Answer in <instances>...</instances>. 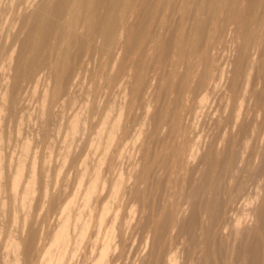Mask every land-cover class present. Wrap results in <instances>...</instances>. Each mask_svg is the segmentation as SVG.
<instances>
[{
    "label": "bare ground",
    "instance_id": "1",
    "mask_svg": "<svg viewBox=\"0 0 264 264\" xmlns=\"http://www.w3.org/2000/svg\"><path fill=\"white\" fill-rule=\"evenodd\" d=\"M16 1L17 0H14L15 3H16ZM20 1L17 3L19 4ZM26 1L24 0L23 7H25ZM31 1H33V0H31ZM183 1L185 3H189V5L192 3L196 4L194 7H196L195 10H197L198 14L195 15L193 18L191 15V19L189 20V23H188V24H190V26L189 25L187 26V27H189V31L182 32L178 36L175 35L176 36L175 40H174V38L172 39V41L174 40L175 43L173 44L174 48L172 49L173 51L171 53L172 59L170 60L169 65H167L168 67L164 64V62H165L164 60L166 57L169 56V52L171 51L170 50L171 46H170V43L165 41L166 39L162 36L161 31L159 29H157V27H159L160 24H162L164 22V17H160V16H161V13H162L164 6H165V0H38L37 3H32L30 1H27L26 7L24 9H22V7H21V9H22L21 14L20 15L14 14V15L19 16L18 17L19 18V25H21L20 27L17 26V28H19L21 31L23 30L22 32L25 35L23 36V34L19 33L20 31L17 30L18 33L20 34L17 37L19 38V36H20V38H21V35H22L24 37V38L22 37L23 41L20 40V38L18 40L17 37L15 39L12 36L14 38V41L18 40L20 43L22 42L23 46L20 45L22 48L19 46L20 49H22V50L20 52L18 51L19 53L17 54V56L15 58L16 61L14 60V62L17 64H16V66H13V68L16 70L14 71V69H12V68H11L12 70H10L11 72L14 71L15 73L13 75L11 73V75H12L11 76L10 73L8 72L9 70L7 71L6 79H8V76L10 75L11 76L10 80H12V79L13 80L10 81V82H12V84H10V82L8 81L9 79L7 80L10 85H6L5 88L6 87L9 88V90L6 91L7 93L6 92L3 93V95L0 98V114H3L2 112L5 109L7 111L12 109L11 105L13 104V106H15L14 102H16L17 104L19 103L17 98H20V96H21V95H19L20 93L18 94L15 92V95H17V94L19 95V96L17 95V98L15 96V98L18 101L17 102L16 99H14V97H13L14 95L12 96L11 90H14V89L16 90V88H18L21 81L25 78L24 81L22 82V84H20L19 89H21L22 88L21 85H23V83L26 82L25 80H27L25 76L31 75L34 72L37 74L39 72V70H42V68L45 67L49 70V75H46V76H48L46 80H49L50 78L52 79V82H54V85L52 84L54 89L51 87L52 85L50 84V82H48L46 80L45 81L48 82L49 85H51L50 87L53 89V90L51 89L52 94L47 91L48 89H44L45 87L47 88V86L49 88V85H46V83L44 81L46 86L43 88V90H46V91L44 92L43 96L41 95L43 99H41L42 100L41 101L42 103L40 104L41 108L39 107L40 108V110H39L40 115L43 119L42 120L43 124L42 123L41 124L44 127L46 122L49 123L48 122L49 120L48 121L46 120V119H48L47 116L48 115L50 116L52 114L50 112V108L52 107L51 109H53V106L55 105L54 103L59 102V101H57V99L60 100L61 97L58 95H61L64 91L63 89L65 87L62 86V82H63L62 81V77H63L62 74L65 73L64 75L66 76L67 74L69 75L70 73H72L73 67L70 68L71 67L70 63H71L72 57L75 58V60L73 59L72 61L75 63V67H76V64H79V62L82 61L84 58L86 59V57L83 58L84 54H85V56L86 55L88 56V54H91L92 56H94V54H95L94 58L89 55V58L91 57V59L89 61H91V60H94L95 57H97L96 55H99L101 53H104L107 56L112 54V53L114 55L116 53H119L118 57L121 55L120 59H122V61H123L124 58L126 57V56L125 57L122 56L123 54L129 56L128 54L131 53L132 51L134 52V50H135V54H133V55L136 56L135 59L137 58V60L135 61L136 64L134 62V64L137 65V68H136L137 73H135L136 75H133L130 78V80L129 79L128 80L130 82L129 84H132V89H133L132 91H134V93H137V94H139L140 92L143 93V90H144L143 85L139 84V83H142V71H143L142 70V68H143L142 64L144 63V57L146 56V53L147 52L151 53L150 56L152 57V55H153V57L151 59L155 58L154 60H155L157 67L160 68V70H162V72H163V73H160V75H159L160 80L158 82H159L160 86L165 87V88L163 87L164 88L163 91L167 89L166 92L170 91L171 93H174L175 97H173V98L171 97L170 98L171 100H169V102L167 101L168 104L164 103L163 105H161L160 104L161 102H160L159 104L162 106V108L160 109V111L159 110L157 111L158 113L154 112L155 114H152V113H150V110H148L147 114H150L151 116H153V118H151V117L150 118L153 119V121L154 120L156 121V122L155 121L153 122L151 120L152 124L153 123H154V125L156 124L155 126H157V129L160 127L162 122H168L169 121V125H170L169 126L170 127L169 135H170V137H172L174 135L173 136L174 138H172V139L170 138V139H171V142L174 139L173 141H175V144H172V143H174V142H172L171 143L172 145H170L169 141L167 143L166 142L167 140H166L165 141L166 143L164 145L165 147H163V148H166V151H167V149L169 150V148H170V150H169L170 154L168 153V156L164 155V156H162L163 158L160 157L159 159L158 158L154 159L152 157V161L154 159V162H152L150 159V157L153 155L150 156V154H149L151 152L152 147L150 148V152H149L148 150H146L147 149L146 148L147 143H145L144 145L143 144L141 145L144 148V152L141 151L144 154V157L142 156L140 159V160H142L141 162H143V163L141 164V162L138 160L139 162L138 163L134 162L131 166V169L129 170L130 171L129 179H132V180L134 179V181L131 182L130 185L128 184L129 186H126V182L121 175L118 178H116L115 180L113 179L111 190H109V192L107 193L108 197L106 195V197L109 198V201L101 207V209L98 212V216L96 215V218H97L96 224L98 227V230H97L98 237H100L102 227L105 226V223H106L107 215L111 211L112 207H110L111 205H109L110 202L117 200V202L119 203L120 201H118V199L120 198V200H121L122 194L123 195L126 194L132 198H138V200L139 199L142 200L141 203H143V206L146 205L148 208L147 209L148 210V216L146 218H147V220L149 219V221H151V224H152V230H151L153 232L152 248L149 249L150 252L147 254V256L143 257V261L141 260V262H140L141 264H142V262L146 261V259H148V260L152 259V257L155 258L154 261L157 262L163 256H165L164 264L165 263L166 264H187L186 261H188V262L191 261V264H202V261H198V259H197V261L194 260V258H196L195 254L197 253L196 254V256H197L198 253H200V250L204 251L205 249H208V246L211 243H213L217 246V250H215V251L216 252L218 251L217 256L216 255H215L216 257L214 256L215 257L214 258V260H215L214 264H264V232H263V228H264V186L261 187L260 184L258 185V183H257V186L255 187V189H256L255 192H252L253 194H251L250 197L247 196L248 199H245L246 201L242 202V204H244V206L246 205L245 206L246 208H248L247 206H249V208L247 210L245 208L246 213H243L240 217H236V218H232V213L237 208L235 206V203H233L232 200L229 203H226L225 201H223V199H220V197H222V196L218 197L219 190L221 189V184H222V182L226 176L225 174L227 173V178L230 181H232L235 178L236 174L239 173L238 171H239L240 167H241V169H243L242 168V167H244L243 165H246V163H245L241 166V163L246 162L245 159H246V156L248 155V150L250 149V147H252V145L254 146L252 148L253 149L255 148L257 150V152L254 154L255 155V161H254V159H252V158H254V155L251 158L252 149L250 150L251 154L249 153L251 155L250 161L251 160L254 161V164L251 167L253 172L251 171L250 172L251 175L249 174L250 178H252V179L254 178V181H255L258 179L256 177H259V176L264 177V145L262 144L264 142H261L263 140L261 137L262 135L261 136L258 135L259 131L257 132L258 129L256 127V125H257L255 123L256 121L255 122H254V120L252 121L253 118L251 120L248 118L249 122L251 121L252 123L254 122L256 124V125L253 124V127H252L251 123L249 124L248 121L247 122L245 121L244 116L246 114L244 113L245 114L244 116H242V114H241L242 103L240 101L238 108L234 112L233 119H231L232 122L226 123L227 126L229 124H231V127H230V125L228 126V128L226 127L227 130L230 128L229 131H227V132L224 131L225 133H223L224 137L227 136L226 140L228 139L227 140L228 147H230L231 149L234 150V148L236 146L240 145L239 151L237 153H235L234 157H231V159L228 163L227 169L226 168H225L226 170L224 169L225 170L224 174L222 172L223 170L221 171V168L219 170H217V169L214 170L213 175H212V172H210V174L212 175V177L210 175V177H211V181H210V180H208L209 179L208 171H210L208 169L210 168V165L212 167V164H213V161H210V160L212 159V157L214 158V156L216 157L221 153L220 152L221 148H219L217 146L215 147L214 141H213V143H210L209 145L206 143H203L201 141L202 144L201 143L200 144L195 143L192 146L191 145L188 146L189 145V143H187L188 141L186 140V138L183 137L184 141L182 138L178 142L179 137L180 138L182 137V136H179V135H181V129H182V126H181L182 118H183V112L182 111H184L182 109H184L186 106H188L190 111H192L193 106H192V104H191L192 107H190V105H187V104H186V106H185V104H175L179 100V97H181V96L183 97V95H186V98H188L190 100V97H193L194 92L196 93V90L203 89V88L208 89L210 84L212 83V80L214 79V75L212 74V72L214 70L213 49H214V44H216L214 42L215 41L218 42L220 40L221 36L217 35V33L214 36L208 34V15H209L208 14V8H209L208 4H209V6L211 7V9H209V10H212L213 12L219 11L220 13H217V14L218 15L221 14V16H219L220 20L222 22L226 23V25L231 26L230 30H232V34H230L231 35L230 40L232 41L233 47H235L233 49L235 50V52L238 53V54L233 53V54H236L237 57L235 56V59L233 58L232 61H235L237 58V61L241 66V67H239L240 69L247 67V68H249V70L250 69H256V71H258L257 82H258V84H261V87L259 86L260 90L254 91L253 93H252L253 89L249 88V90H248L249 86H253L250 83L252 80V74L253 73L251 74L252 71L250 73L246 72L247 73L246 79H245L246 86H245V89H242L244 91L242 94L243 96L241 95L240 99L242 100V98H243V100H244L246 98L245 96L248 95L247 92L251 91L249 93V95L250 94L251 95L248 96L247 99L249 97H250L249 99H251V100L256 99L257 101H260L261 106L262 105L264 106V51L262 52L259 49L258 45L255 42L256 38L252 37L250 35V31L254 28V27L252 28V26L255 25L256 23H258L259 24V36L264 38V0H255L252 2H251V0H183ZM15 3L14 4L12 3L13 6L15 5ZM22 3L23 2H21V4ZM256 3L261 8V10L259 12L256 10L257 9ZM17 5H15V6L17 7ZM13 9H15V7ZM13 9H12V11H14ZM17 10L19 11V8ZM17 10H16V12H18ZM180 10H182V9H180ZM183 12H184V10L182 11V13ZM158 13H160L159 17L157 16ZM192 14H193V10H192ZM15 17H17V16H15ZM183 19H182V21H183ZM15 20L18 21L17 18ZM216 20H218V17H215V21ZM164 24H165V22H164ZM179 24H180V22H179ZM206 29H207V31H206ZM217 29H219V28L214 27L213 29L211 28V31L215 33V32H217ZM222 29H224V28H222ZM225 29H226V27H225ZM162 32H163V30H162ZM230 33H231V31H230ZM14 34H12V35H14ZM16 35H17V33H16ZM220 35H222V34H220ZM166 38H167V40L171 39V37H166ZM9 39H10V37H9ZM221 41H223V40H221ZM259 41L261 42L262 40H259ZM263 44H264V42H263ZM258 51H261V56L263 57L260 65L257 62V57L256 58L254 57V55ZM16 52H17V50H16ZM122 52H123V54H122ZM253 52H255V53H253ZM148 56H147V58H148ZM100 57H101V55H100ZM232 57H234V56H232ZM12 58H10V60ZM77 58H82V60L79 59V62H78L76 60ZM230 59H231V57H230ZM7 60H9V59L7 58ZM75 61H77L78 63H76ZM14 62H13V65H15ZM103 62H104V60H103ZM81 63L82 64H80V65H83V61ZM8 65L10 66V64H8ZM144 65H145V63H144ZM161 65H162V67L165 66V68H167V69H164V68L161 69L162 68V67H160ZM11 67H12V63H11ZM135 67H133V68H135ZM39 68H41V69H39ZM69 68L72 69V72L70 71V73L68 72ZM78 68L79 67H77V69ZM133 68H132V70H134ZM47 69L45 70L46 72H48ZM235 69H236L235 75L228 76L226 78V83L228 85L226 88H230L231 91H229V92H231V94H234L233 96L236 98V94H238L240 92L242 86L240 88V86L237 83L238 82L237 77L239 75L238 72L240 73L241 71H239L240 69L238 70V68H235ZM229 70H230V68H229ZM243 71H244V69H243ZM246 71H248V69ZM8 73H9V75H8ZM225 73L227 74V71L225 72V70H222L221 79L224 78ZM40 74H41V71L37 75L33 74V76L38 77V75H40ZM73 74H74V72H73ZM73 74H71V75H73ZM158 74L159 73H157V75ZM254 75H256V74H254ZM43 76H44V73H43ZM70 76H69V80L72 81L73 79ZM4 77H5V75H4ZM29 77H28L29 80H27V81H31V80L33 81V80L37 79V77H35V79H34V77L33 78L30 77L31 78V80H30ZM40 77H38V79ZM113 77H114V75H113ZM113 77L111 78L112 80H113ZM41 78H43V77H41ZM64 78H66V77H64ZM73 78H74V76H73ZM115 78H117L116 74H115L114 80H115ZM43 80H44V78L41 81L43 82ZM69 80H68V83L65 84L66 89H67V85L70 82ZM74 80H75V78H74ZM128 80H127V82H128ZM7 81H5V82H7ZM35 81H37V80H35ZM41 81H39V82H41ZM107 81H109V80H107ZM39 82H36V84L37 83L39 84ZM65 82H66V80L64 81V83ZM115 82L116 81H114V83ZM71 83L69 86L74 87L75 83L73 82L72 83L73 85H71ZM114 83L112 82L111 84H114ZM4 84H6V83H4ZM159 84L156 87L159 88L160 87ZM41 85H42V83H41ZM127 86L129 87V85H127ZM61 87L63 89H61ZM237 87L240 89L238 90ZM69 88L73 89L71 87H69ZM61 90H62V92H61ZM242 90H241V92H242ZM1 91H2V89H1ZM155 91H156V89H155ZM2 92H1V94H2ZM59 92L61 94H59ZM70 92H71V90H70ZM161 92H162V90H161ZM166 92H164V93H166ZM170 92H168L167 94H170ZM68 94H70V93L68 92ZM57 96L60 98H58ZM229 96L231 98V95H229ZM233 96H232V98H233ZM237 99H239L238 96H237ZM164 102H166V101H164ZM198 102H199V104H195V105H198V106H196V107H198L197 109L198 110L201 109V111L200 110L199 111L203 113L202 110L205 107L206 98L204 97V98L200 99ZM18 105L15 107L18 108ZM10 106H11V108L9 109ZM246 106L248 108V105H246ZM149 107L151 108L152 106L149 105ZM262 107H260V108H262ZM17 108H16V110H17ZM198 110L195 112L193 111L194 116H196V117L200 115V112H198ZM246 111H248V110H246ZM10 112L7 113V115L8 114L12 115L14 113L13 110L11 112L12 114ZM16 112H19V111H16ZM16 115H17V113H16ZM14 116L15 115H13V117ZM249 116H251V115H249ZM10 117H11V119H13L12 116H9V118ZM222 117L220 116L219 120H217L219 125H220V123H222V121H224L223 119H225V117H223V118ZM120 118H121V115H119V117L116 120L109 122L110 116L107 114L105 116L104 125L101 128V130L98 132V139L102 140V137H103L102 135H103V133H105V130L107 128V134H105L106 140L104 142V145L102 144L103 145L102 151L105 155L109 152L110 146L114 143V141L116 140V137L119 135L118 131H120L122 129L123 123L121 124ZM246 118H247V115H246ZM214 119H217V118H214ZM248 119H246V120H248ZM219 121H221V122H219ZM225 121H227V120H225ZM225 121L223 123H225ZM263 121H264V119H263ZM263 121H261V122H263ZM78 122L81 123L80 120H78V118H77L74 121V123H72V127L70 126L71 127V129H70L71 134L70 135L73 136L76 133H78L77 132ZM223 123H222V125L225 126ZM109 124H110V127L108 128L107 126ZM164 126H165V124H164ZM164 126H163V128L161 127L160 129H158V131L161 129L163 130ZM43 127H42V129H43ZM46 127H48V125ZM259 128H260V126H259ZM154 129H155V127H154ZM47 131H49V130L47 129L44 132L47 133ZM214 131H216V130H214ZM154 132H156V131H154ZM144 133H145V131H144ZM261 133L262 132H260V134ZM44 134H43V136H44ZM48 134H49V132H48ZM46 136L48 137V135H46ZM177 136H179V137H177ZM155 139H157V138H155ZM221 139L225 140V138H221ZM259 139L260 140L262 139V140L260 141ZM214 140H215V137H214ZM254 141L257 142L258 145ZM259 141L261 142L262 145L258 143ZM149 145H150V143L148 144V147H149ZM159 147H161V146H159ZM101 148H102V146H101ZM163 148L161 147V149H163ZM225 148H227V146ZM22 149H23L22 151H23L24 157H27L29 155V152H30V145L28 143H25V145ZM229 149H228L227 154H229ZM139 150H142V147H140ZM157 152H156V154L160 153V152H158V153ZM167 152H165V154ZM142 153H141V155H142ZM162 153H164V152L162 151ZM229 156H231V155H229ZM229 156L227 158H229ZM215 159H214V161H215ZM257 159H259V160H257ZM256 160L258 161L257 163H256ZM101 161H102V159H101ZM101 161H99V163L97 162L98 164L95 166L96 167L95 173L93 174L92 178H90V182H89L88 186L86 187V189H84V193H83L84 194V198H83L84 200H83V204H82L83 209L80 210L79 213L77 214L78 218H77V221L75 222V226L78 227V233H77V236H75L77 239L75 241V245L78 247L81 246V244L86 239L87 233H88L89 228H90L91 223H92V219H89V218L85 219L84 218L85 215L83 216V214L86 212V209L91 207V205H90L91 200L94 197H96L97 195H100L98 193V191L100 190L99 189V183H100V179H101V176H100L101 174L99 171V167H100ZM217 161H215V163ZM247 161H249V159ZM169 162L172 164V165H170V168L172 166V169L173 170L175 169L173 172H175L176 174H177V172H176L177 169L179 171H183V173L181 172V175H179V173L177 175H175V173H174L175 176H180V178H175V179L176 180L179 179L178 181H181V183L178 182L179 185L177 183H175V185H177L176 186V188H177V191H176L177 194L176 195L179 194L177 198L178 199L181 198V199L177 200V202H175V203H171V204L168 203L169 205L167 204L163 207H159V206L155 207L154 205L150 206L148 203V199H150L149 198V192L147 194V191H149V190H147L146 183H147L149 177L153 176L154 179L157 180V182H156L157 186L156 187H158V185L160 184V180H161L159 177L161 176V178H162L161 173L159 176V172L162 171L164 168H166L165 166ZM139 163L142 166V170H141L142 174H140V172L138 173V170H137V169H139L137 166ZM220 164H217V165H220ZM224 164H225V162H224ZM15 165H16L15 171L13 170L14 173L12 172V174H10L11 176L9 175V180L6 181V183L7 182L8 183L4 184L3 181L1 182V180H0V186L1 187L3 186V188L5 187L4 192H5L6 188H7V190H9V192H7V191L6 192L9 193L8 199H10L9 201H11L12 203L10 202L11 203L9 206L10 208H7V209L11 210L12 218L14 221L18 217L19 211L20 212L23 211L27 214L29 213L28 211H29V209H31V204H32L31 201H34L33 198H35V197H33L34 182H35L34 181V173L31 172L33 174L30 175L29 180L24 182L23 181L24 168L26 166L25 160L20 159L18 161V163H16ZM32 168H33V170H34V168L36 170V165L33 164ZM2 175H3V166H2V164H0V177L1 178H2ZM263 177H262V179L259 178L260 182H261V180L264 182ZM170 181L171 180L169 178V182ZM175 182H177V181H175ZM243 183H244V181H243ZM236 184H239V182L238 183L236 182ZM255 184H256V182H255ZM263 184H261V185H263ZM141 185H143V186L141 187ZM175 185L173 186V188L175 187ZM166 186H168V183L166 184ZM159 187H160V185H159ZM236 187L238 188L237 192H239V193L242 192L243 190H246V192H247V189H245V188H248L247 186L237 185ZM1 189L2 188H0V190ZM148 189H150V188H148ZM246 192L245 191L243 192V193H245L244 195L248 194V193L246 194ZM46 193L47 192H45V194ZM158 193H160V192H158ZM239 193L237 194L236 197H234V198H236L235 199L236 201H238L237 199L239 198V196H238V195H240ZM126 195H124V196H126ZM100 196L94 198V199H96V201H94V202H97L98 201L97 198L100 199ZM0 197H2V195ZM247 197L245 196V198H247ZM104 198H105V196H104ZM104 198H103V200H104ZM170 198H172V197H170ZM234 198H232V199L234 200ZM241 199H244V198H242V195H241ZM0 200H2V199L0 198ZM101 200L102 199H100V201ZM156 200H157V198H156ZM9 201H7V202H9ZM149 202H150V200H149ZM1 203H2V205L7 206L6 205L7 203L3 204V202H0V204ZM71 203H73V201ZM159 204H161V203H159ZM2 205L0 207H3ZM75 205H76V203H75ZM1 209H3V208H1ZM1 214H2V212H1ZM235 214H237L236 211H235ZM123 217H124V215H123ZM222 218H224L225 222H228V223L231 222V226H230L229 230H227V232H226V227H224L225 228L224 231H222V230L219 231L218 229H215L214 225H216V223H218L217 221H219V219H222ZM248 218H253V220H250ZM120 219H121L120 216L118 214H115L113 216V219L110 222V224L109 223H108V225L106 224V231L103 235H101V245L99 248L98 256L96 257L95 261L92 264H105V262L109 256V253L115 248H118V247L121 248L120 249L121 251L119 252L120 256L123 253V250L125 251V247L127 244V232H128V229L130 228V223L126 219H122V220H120ZM147 220H146V222H147ZM71 224H73V223L71 222ZM71 224H69V215H67V217L64 218L60 222V228L54 234L52 246L45 253L43 264H67L68 261L73 259V255L70 253L71 251L69 250L71 240H72L71 236H70L71 233L69 232V227ZM32 231H34V230H32ZM32 231L30 230V232H29V233H31V235H33ZM165 236H170V237L173 236L175 238L179 237L181 239V240H179V241H181L179 243H181L182 247H183L181 252L186 254V258L183 259L182 263L179 261V259L181 257L178 254H176V253L170 254V252L168 250H166V247H165L166 245L163 244V240L165 239L164 238ZM29 237H31V236H29ZM35 238H34V241L36 240ZM169 238H168V240H169ZM25 239H26V237H25ZM116 239H118V240H116ZM31 240L32 239L29 238V241L27 240L28 242H26V244L27 243L28 244L25 246L26 247L25 250L23 248L22 254H23V259L25 261L31 260L30 259L31 258V248H32V241ZM20 244H21V240H18V239H12L9 243V249L15 254V257H16L15 258L16 264H18L20 262V259H19L20 257H18V253L20 251ZM35 247H36V244L34 246V249H35ZM37 250H39V247L37 248ZM34 254H35V252H34ZM117 255H118V253H117ZM200 255H201V253H200ZM206 255H207V257H205L204 260H205V264H208L209 263L208 251H207ZM36 256H37V254H36ZM34 258H35V256L32 257L33 260H34ZM203 258H204V255H203ZM112 259H114V256H112ZM29 263L31 264V262H29ZM32 263H33V261H32ZM146 264H148V262ZM212 264H213V262H212Z\"/></svg>",
    "mask_w": 264,
    "mask_h": 264
},
{
    "label": "rangeland",
    "instance_id": "2",
    "mask_svg": "<svg viewBox=\"0 0 264 264\" xmlns=\"http://www.w3.org/2000/svg\"><path fill=\"white\" fill-rule=\"evenodd\" d=\"M19 1L17 0L15 3L14 0H0V20H1L0 21V39H1L0 40V94L4 90L2 92V94L0 95V98L3 95V93H5L6 91L9 90V88H7V87L5 88V86L12 84V82H10V81H12L13 79L10 80V77L15 73L14 71L16 70L13 68V66H16V64H17L14 62V60H15L17 54L22 50V49H20V47L23 46V43L22 42L20 43L18 41L20 36H19V38L17 37L18 35H20L19 33H22L23 36L25 35L22 32L23 30L21 31L19 28H17V26H19V27L21 26V25H19V18H18L19 16L18 15H20L22 12V9H24L26 7L27 1H30L32 3L38 2V0H33V1H31V0L26 1L25 0L26 4H25V7H23L24 0H21L20 3L18 4L17 2H19ZM252 1H255V0H251V2ZM21 2H23V3L21 4ZM12 3L13 4L15 3V5L18 4L17 7L15 5L13 6ZM193 4L194 3L189 5V3H185L183 0H169V1L165 0V6H164V9L162 11L163 14L161 13V16H160V13L157 14L158 17L159 16L164 17V22H165V24H164V22L162 24H160V26L157 27V29H159L161 31L162 36L166 39L165 41L170 43V46H171V48H170L171 51L169 52V56L165 58V60H164L165 62L163 61L166 66L169 65V62L172 59L171 53L173 51L172 49L174 48L173 44L175 43L174 40H175L176 36H178L182 32L189 31V27H187V26L188 25L190 26V24H188V23H189V20L191 19V15L193 18L195 15L198 14L197 10H195L196 7H194L196 4H194V5ZM256 5H257L256 10L259 12L261 10V8L259 7V5L257 3H256ZM14 7L16 10L19 8V11L17 10L18 12H16V10L13 9ZM21 7H22V9H21ZM208 7H209L208 8V14H209L208 15V34L214 36L217 33V35L221 36L220 40L218 42H216V41L214 42V43H216V44H214V49H213L214 70H213L212 74L214 75V79L212 80V83L210 84L208 89L203 88V89L196 90V93L194 92L195 96L193 95L194 98L190 97V100H189L188 98H186V95H183V97L181 96L182 98L179 97V100L177 101L178 103L176 102L175 104H185V106L187 104V105H190V107L193 106L192 111H190L188 106L185 107L186 109L185 108L182 109V110H184V111H182L183 112V118H182V123H181L182 129H181V135H179L182 137L180 138L179 136H177V137H179L178 142L183 137L186 138V140L188 141L187 142V143H189L188 146H190V145L192 146L195 143L200 144L201 141L203 143H206L209 145L210 143H213V141H214V146L221 148L220 149L221 153L216 157L214 156V158L212 157V159L210 160V161H213L212 167H211V165H210V168L208 167L209 168L208 170H210V171H208V173H209V175H208L209 179L208 180L211 181V177L213 175L214 170H216V169L219 170L221 168V171L223 170L222 172L224 174L225 170L228 167V163H229L231 157H234L235 153H237L239 151L240 145L236 146L234 148V150L231 149L230 147H228V145H227L228 139L226 140L227 136L224 137L223 133L229 131L230 128L228 130H227V128L229 125L231 127V124H229L227 126L226 123L232 122L231 119H233L234 112L238 108L240 101L242 103V109H241L242 116H244L245 114L247 115V118L245 115L244 119L246 122L248 121L249 124L251 123L252 127H253V124H255V123L257 124V125L255 124V125L258 129L257 132L259 131L258 135H260V136L262 135L261 137L263 139V140L261 139L262 141L259 139L261 142H264V138H263L264 137V121H263V119H264V106L262 105L263 106L262 107L260 101H257L256 99L251 100V99H249L250 97L247 99V97L251 95V94L249 95V93L251 91L247 92L248 95L245 96L246 98L244 100L242 97H241L242 100L240 99V96L243 94V91H244L242 89H245V86H246V81H245L246 75H247V73H250L251 71H252L251 74L252 73L253 74H252V80L250 83L253 86H249L248 90H249V88L253 89L252 93L254 91L260 90L261 84H258V82H257L258 71H256V69H250L249 70V68H247V67L241 68L242 69L241 70L239 68L241 66L238 63L237 58L235 61H232L233 58L235 59V56H236V54H233V53H237V52H235V50L233 49L235 47H233L232 41L230 40L231 39L230 34H232V30H230L231 26L226 25V23H224L220 20L219 16H221V14H219V15L217 14V13H220L219 11L213 12L212 10H209V9H211L209 4H208ZM12 9L15 12L12 11ZM180 9H182V10H180ZM183 10H184V12L182 13ZM192 10H193V14H192ZM14 14H18V15H14ZM15 16H17V17H15ZM179 17L180 18L182 17V18L180 19ZM215 17H218L219 21L218 20L215 21ZM16 18L18 21L15 20ZM182 19H183V21H182ZM178 21L180 22V24ZM224 26L226 27V29ZM214 27L219 28V29H217V32H215V33L211 31V28L213 29ZM222 28H224V29H222ZM252 28L253 29L250 31V35L252 37L256 38L255 42L258 45L259 49L263 52L264 51V46H263L264 45L263 44L264 38L259 36V24L256 23L255 25L252 26ZM17 30H19L20 32L18 33ZM162 30H163V32H162ZM206 31H207V29H206ZM230 31H231V33H230ZM16 33H17V35H16ZM12 34H14L15 36ZM220 34H222V35H220ZM12 36L15 39L17 37L18 40L14 41V38ZM23 36L21 35V38H20V40H22V41H23V39H22ZM9 37H10V39H9ZM166 37H171V39L167 40ZM173 38H174V40L172 41ZM221 40H223V41H221ZM259 40H262V41L260 42ZM16 50H17V52H16ZM261 51H258L254 55L255 58L257 57V62L259 65H260L261 60L263 58L261 56ZM131 53H129L128 54L129 56H127V55H124L122 52V54H123L122 56H124V57L126 56L123 61H122V59H120L121 55L118 57L119 53H116L115 55L112 53L113 55L110 54L108 56L105 55L104 53H101L99 55H96L97 57H95V59L91 60V61H89L91 59V57L89 58V55L90 56H92V55L88 54V56L87 55L85 56V54H84V56L83 55L82 56H83V58L86 57V59L85 58L83 60H82V58L76 59L78 62H79V59H81L83 61V65H80V64H82L81 63L82 61H80L79 64H76V67H75V63L72 61L73 59L75 60V58L72 57V60L70 63V66H71L70 68L73 67L74 74L72 72V69H70V68H69L68 72L70 73V71H71L72 73H70L69 75L67 74L66 76L64 75L65 73L62 74V76H63V77L61 76L62 81H63L62 86L65 88L63 89L61 87V89H63L65 92L63 91L62 94L59 92V94H61V95H58V96H60L61 99L60 100L57 99V101H59V102H55L54 103L55 105L53 104L54 105L53 109H51L52 107L50 108V112L52 114L50 115L51 117L49 115L47 116L48 119H46V120L47 121L49 120L48 121L49 123L46 122V124L48 125V127H46L47 125L45 124L44 127L46 129L42 125L43 119L40 115L39 110L41 108L40 104L42 103L41 99H43L42 96H43L44 92L46 91V90H43V88L46 85H49L48 82H50L51 85L52 84L54 85V82H52L51 78L49 80H46L48 77L46 75H49V70L45 67H44L45 69L42 68V70L44 69L43 71L39 70V72L41 71V74L38 75V77H40V76L43 77L44 78L43 82L41 81L43 78L40 77L38 79L37 76H33V74L37 75L39 72L37 74L34 72L31 74L32 76L28 75L25 77L27 80H29L28 79L29 76L32 78L34 77V79H35V77H37V79H35L37 81H35V80L32 81L31 78L29 77L31 81L25 80L26 82H24L23 85H21V87L22 88L24 87V88L19 89L20 84H22V82L25 79L24 78L21 81V83L19 84L18 88H16V90L15 89L11 90L12 96L14 95L13 96L14 99L17 98V95L19 93H20L19 95H21V96H20V98H17L19 101V103H18L19 105L16 102H14V105L15 106L18 105V108L13 106V104H12L11 105L12 109H10L11 108V106H10L9 107L10 110L8 109L9 111H7L5 109L2 112L3 114H0V117L3 119L2 120L0 118V159L2 158L0 160V164H2V166H3V175H2V178L0 177V180H1V182L3 181L4 184H7L8 182L6 183V181L9 180V175L12 174L13 170L15 171V166H16L15 164L18 163V161L20 159L25 160L26 166L24 168L23 181L26 182L27 180H29L30 175L34 173V181L35 182H34L33 197H35V198H33L34 201H31L32 204H31V209H29V211H28L29 213L27 214L23 211H21V212L19 211L18 217L14 221L12 218L11 210L7 209V208H10L9 206L12 203L11 201H9L10 199H8L9 193H7V192H9V190H7V188H6V190H5V192L7 191L6 192L7 194H6L4 192L5 187L3 188V186L2 187L0 186V188H2L0 190V196L2 195V197H0V198L3 200V201L0 200V202H3V204L7 203L6 204L7 206L2 205V203L0 204V206L1 205L3 206V207H0V264H16L15 254L9 249V243L12 239L21 240L20 251L18 253V257H20L19 258L20 262L18 264H30L29 262H31V264H43L45 253L52 246L54 234L59 230L60 222L64 218H66L67 215H69V224H71V222L73 223L69 227V232L71 233L70 236L72 239L69 250L71 251L70 253L73 255V259L68 261L67 264H92L95 261L96 257L98 256L99 248L101 245V235H103L105 233L106 224L107 225H108V223L110 224V222L112 221L113 216L115 214H118L120 216V218H121L120 220L126 219L130 223V228L128 229V232H127V244L125 247V251L123 250V253L121 254V256L119 255V252L121 251L120 247L113 249L109 253V256H108L105 264H141L140 262H141V260L143 261V257L147 256V254L150 252L149 249L152 248V244H153V239H152L153 238V232L151 231L152 230V224H151V221H149V219L147 220V218H146L148 216V210H147L148 208L146 205H145L146 207L143 206V203H141L142 200H140V199L138 200V198H132L126 194H124V195H126V196H124L122 194V196H121L122 199L121 200H120V198L118 199V201H120L119 203L117 202V200L110 202L109 205H111L110 207H112V208H111V211L109 212V214L107 215L105 226L102 227L100 237H98V233H97L98 227L96 224L97 223L96 215L98 216V212L101 209V207L109 201V198H107L108 197L107 193L109 192V190H111L113 179L115 180L116 178H118L121 175L126 182V186H129L130 183L134 181V179L133 180L129 179V173H130L129 170L131 169V166L134 162H137V163L139 161L141 162L142 161V160H140L141 157L142 156L144 157V154L142 153V152H144V148L141 145L142 144L144 145L145 143H147L146 144L147 149L146 148L145 149L148 150L149 152H150V148L152 147L151 152L149 153L150 156L153 155L150 157V159L152 161V157L154 159H157V158L159 159L160 157L163 158L162 156H164V155L168 156V153L170 154V151H169L170 148H169V150L167 149L168 152L166 151V148H163V147H165L164 145L166 142L168 143V141H169L170 145L175 144V141H173L174 139L172 140V142H174V143L171 142V139L174 138L173 137L174 135L173 136L171 135L172 137H170V135H169V132H170L169 121L168 122H162L158 129H160L161 127L163 128V126L165 124L164 129L163 130L161 129L158 131L157 126H155L156 124L155 125H154V123L152 124L153 119H151V118H153V116H151L150 114H147L148 110H150V113H152V114H155L158 110L160 111V109L162 108L161 105H163L164 103L168 104L169 100H171L170 98L175 97V94L171 93L170 91H168V92H170V94H167L168 93V92H166L167 89L163 91V89L165 87L160 86V84L158 82L160 80L159 75H160V73H163V72H162V70H160V68L157 67L155 60H154L155 58L151 59L153 57V55L151 57L150 56L151 53H149V52L146 53V56L144 55L145 56L144 57L145 65L142 62L143 63L142 64V67H143L142 68V70H143L142 71V83H139V84L143 85V89H144L143 93H141V92H140L141 94L140 93L139 94L134 93V91H132L133 90L132 84H129L130 83L129 80L133 75H136L135 73H137L136 72L137 71V69H136L137 65H135L136 64L135 61L137 60V58L135 59L136 56L133 55V54H135V50H134V52L132 51ZM253 53H255V52H253ZM100 55H101V57H100ZM94 56H95V54H94ZM94 56H92V57L94 58ZM147 56H148V58H147ZM232 56H234V57H232ZM230 57H231V59H230ZM7 58L9 60H7ZM10 58H12L11 59L12 61L10 60ZM103 60H104V62H103ZM77 61H75V62L78 63ZM10 62L12 63V67H11ZM13 62L15 65H13ZM134 62H135V64H134ZM8 64H10V66ZM77 67H79V68L77 69ZM133 67H135V68H133ZM160 67H162V65ZM11 68L14 69V71L11 72L10 71V70H12ZM132 68L134 70H132ZM163 68L167 69V68H165V66L162 67L161 69H163ZM229 68H230V70H229ZM235 68H238V70L240 69L239 71H241V72L244 69V71L242 73L238 72L239 75L237 74L238 75V77H237L238 82L237 83L240 86V88L242 86V88H241L242 92H241V90H240V92L238 91L239 93L236 94V98L233 96L234 94H231V92H229V91H231V89L226 88L228 86L226 83V78L228 76L235 75V73H236ZM39 69H41V68H39ZM46 69L48 72L45 71ZM245 69L246 70L248 69V71H246ZM222 70H225V72L227 71V74L225 73V75H224V78H223L224 80L221 79ZM7 71L10 73V75L12 73L11 76L8 73V75H9L8 79L9 80L6 79ZM42 72L44 73L45 77L43 76ZM157 73H159V74L157 75ZM71 74H73V75H71ZM115 74H116L117 78H115V80H114ZM254 74H256V75H254ZM4 75H5V77H4ZM113 75H114V77H113ZM69 76L73 80L75 78V80L70 81ZM73 76H74V78H73ZM64 77H66V78H64ZM112 77H113V80L111 79ZM63 78L66 80L65 83H64L65 80ZM7 80L10 82V84L8 83ZM45 80L48 82H46ZM68 80L70 82L67 85V89H66L65 84L68 83ZM107 80H109L110 82ZM127 80H128V82H127ZM5 81H7V82H5ZM39 81H41V82H39ZM44 81H45L46 85H45ZM114 81H116V82L114 83ZM36 82H39V84L38 83L36 84ZM71 82L72 83L74 82L75 84L76 83L77 84L76 85L74 84V87L69 86ZM112 82L114 84H111ZM4 83H6V84H4ZM41 83H42V85H41ZM72 83H71V85H73ZM158 84L160 86L159 88L156 87V86H158ZM51 85H49V88L47 86V88L45 87L44 89H48L47 91L51 93L52 90L54 89L53 85L52 86ZM127 85H129V87ZM69 87H71L73 89H70ZM240 88H238V90ZM1 89H2V91H1ZM49 89L50 90L52 89V90L50 91ZM69 89L71 90V92ZM155 89H156V91H155ZM161 90H162V92H161ZM15 92L18 94L15 95ZM61 92H62V90H61ZM68 92L71 95L68 94ZM164 92H166V93H164ZM228 94L231 95V98ZM15 96H16V98H15ZM232 96H233V98H232ZM237 96L240 100L237 99ZM60 97H58V98H60ZM204 97L206 98V103H205L204 109L202 110L203 111V113H202V112H200L201 109H199L200 111L197 109L198 107H196V106H198V105H195V104H199L198 101ZM17 99H16V101H17ZM164 101H166V102L168 101V102L166 103ZM191 104H192V106H191ZM149 105H151L152 107L150 108ZM246 105H248V108ZM260 107H262V108H260ZM16 108H17V110H16ZM12 110L14 112L13 114L11 113ZM197 110H198V112H200V115L196 117V116H194V112ZM246 110H248V111H246ZM16 111H19V112H16ZM9 112L12 115H10V114H8V115L12 116L13 119H11V117L9 118V116L7 115V113H9ZM16 113H17V115H16ZM107 114L110 116L109 122L116 120L119 117V115H121V118H120L121 124L122 123L123 124H122V129L120 131H118L119 135L117 134L118 136L116 137V140L110 146L109 152L105 155L102 150H103L104 142L106 140L105 134H107V128L105 130V133H103V135H102L104 137V138L102 137L103 141L98 139V132L103 127L104 121H105V116ZM13 115H15L14 116L15 118L13 117ZM249 115H251V116H249ZM220 116L225 117V119H223L224 121L227 120V121H225V123H223L224 121H222V123L225 126H223L222 123H220V125H219L217 120H219ZM77 118H78V120H80L81 123L78 122V125H77L78 126L77 127L78 133H76L75 135L72 136V135H70L71 134L70 129L72 127V123H74V121ZM214 118H217V119H214ZM248 118L250 120L253 118L252 121L254 120V122L255 121L256 122L255 123L254 122L252 123L251 121L249 122ZM246 119H248V120H246ZM261 121H263V122H261ZM219 122H221V121H219ZM259 126H260V128H259ZM42 127H43V129H42ZM107 127L109 128L110 124ZM154 127H155V129H154ZM47 129L49 131H47V133L44 132ZM143 130L145 131V133ZM214 130H216V131H214ZM154 131H156V132H154ZM48 132H49V134H48ZM260 132H262V133L260 134ZM44 133L46 135H48V137ZM43 134H44V136H43ZM214 137H215V140H214ZM155 138H157V139H155ZM184 138H183V141H184ZM221 138H225V140H223ZM260 141L258 142L259 144H261ZM25 143H28L30 145V152H29V155L27 157H24L23 151H22L23 150L22 148L24 147ZM149 143H150V145L148 147ZM255 143L257 144V142H255ZM262 144L264 145V143H262ZM101 146H102V148H101ZM159 146H161L165 151L163 149H161V147H159ZM226 146H227V148H225ZM140 147H142V150H139ZM252 147H254V146L252 145ZM252 147H250V149L248 150V155H247L248 157L246 156V159H245L246 162L241 163V166L246 163V165H243L244 166V167H242L243 169H241V167H240V169L238 171L239 173L236 174L235 178L232 181H230L227 178V173H226L225 174L226 176L224 175L225 179L223 180V182L221 184V189L219 190L218 197H220V196L223 197V198L220 197V199H223V201H225L226 203H229L232 200L233 203H235V206L237 207L235 210L237 214H235V211H234L232 213V218L240 217L243 213H246V211H245L246 205L244 206V204H242V202L243 201L245 202L246 201L245 199H248V197H250L251 194H253L252 192H255V190H256L255 187L257 186V183H258V185L260 184L261 187L264 186V184H263L264 182L262 180H261L262 183L260 182V179H262L263 176L262 177L261 176L256 177L258 179L255 181H254V178L253 179L250 178V175H251L250 172L252 171L251 167L255 161V155L254 154L257 152V150L255 148L253 149ZM228 149H229V154H227ZM251 149H252V151H251L252 154L250 153ZM157 151L160 153L156 154ZM162 151L164 153H162ZM165 152H167V153L165 154ZM141 153H142V155H141ZM229 155H231V156H229ZM253 155H254V158H252ZM228 156H229V158H227ZM250 156L252 159H254V161L253 160L250 161V159H251ZM101 159H102V161H101ZM154 159L152 162H154ZM214 159H215V161H217V160L218 161L215 163ZM248 159H249V161H247ZM257 160H259V159H257ZM257 160H256V163L258 162ZM99 161H101V164L99 167L101 179H100V183H99V189H100L99 191L100 192L98 191V193L101 196L100 195H97V196L95 195V196L96 197L100 196V199H102V200L100 201V199L97 198L98 201L94 202V201H96V199H94L96 197H94L91 200V204H90L91 207L86 209V212L83 214V216L85 215L84 216L85 219H88V218L92 219V223H91V226H90L89 231L87 233L86 239L81 244V246L78 247L75 245V241L77 240L75 236H77V233H78V227L75 226V222L77 221V218H78L77 214L79 213L80 210L83 209L82 204H83V200H84L83 199L84 198V194H83L84 189H86V187L88 186V184L90 182V178H92L93 174L95 173V169H96L95 166L99 163ZM224 162H225V164L226 163L227 164L225 165ZM142 163L143 162H141V164ZM33 164L36 165V170H35V168L33 170V168H32ZM139 164L137 165L139 168L137 170H138V173L140 172V174H142L141 173L142 172L141 171L142 166H141V164L140 165ZM168 164L165 166L167 169L164 168L162 171L159 172V176L161 173L162 178H163L162 179L161 176L159 177L161 179L160 184H159L160 187H159V185H158V187H156L157 186L156 185L157 180H155L153 176H150L147 183H146L147 190H149V191H147V194L149 192V198L150 199H148V203L150 206L154 205L155 207H158V206L163 207V206L167 205L168 203L169 204L175 203V202H177V200L181 199V198H179V199L177 198L179 194L176 195L177 194V192H176L177 191V188H176L177 185H175V183H177V184H178V182L181 183V181H178L179 179L178 180L175 179V178H180V176H175V175H177L178 173H179V175H181V172L183 173V171H179L177 169L176 170L177 174H176L175 172H173L175 169L173 170L172 166L170 168V165H172V164L171 163L169 165ZM217 164H220V165H217ZM31 172H33V173H31ZM210 172H212V175L210 174ZM174 173H175V175H174ZM210 175H211V177H210ZM169 178L171 180L170 181L171 183L169 182ZM175 181H177V182H175ZM243 181H244V183H243ZM236 182L237 183L239 182V184H236ZM255 182H256V184H255ZM167 183H168V186H166ZM173 184L175 185L174 188H173V186H174ZM261 184H263V185H261ZM237 185L247 186L248 188H245V189H247V192H246V190H243L240 193L237 192V190H238V188L236 187ZM142 186L143 185H141V187ZM148 188H150V189H148ZM244 191L246 192V194L247 193L248 194L244 195L245 194V193H243ZM45 192H47L48 194L47 193L45 194ZM158 192H160V193H158ZM238 193L240 194V195H238L239 198L237 199L239 202L235 200L236 198H234L237 196ZM106 195H107V197H106ZM241 195H242V198H244V199H241ZM104 196H105V198H104ZM245 196L246 197L248 196V197L245 198ZM170 197H172V198H170ZM231 197L234 198V200ZM103 198H104V200H103ZM156 198H157V200H156ZM149 200L151 203L149 202ZM7 201H9V202H7ZM72 201H73V203H71ZM75 203H76V205H75ZM159 203H161V204H159ZM247 207L249 208V206H247ZM1 208H3V209H1ZM248 208H246V210ZM1 212H2V214H1ZM123 215H124V217H123ZM248 219L253 220V218H248ZM146 220H147V222H146ZM217 222L218 223H216V225H214V226H215V229H218L219 231H221V230L224 231L225 230L224 227H226V232H227V230H229V228L231 226V222H229V223L225 222L224 218L219 219V221H217ZM30 230L31 231L34 230V231H32L33 235H31V233H29ZM263 232H264V228H263ZM29 236H31V237H29ZM25 237H26V239H25ZM169 237L170 236H165L164 237L165 239L163 238L164 239L163 244L166 245L165 246L166 250H168L170 252V254H175V253L178 254L181 257L179 259V261L182 263L183 259L186 258V254L181 252L182 248H183L182 244L179 243V242H181V241H179L181 239L179 237L178 238H175L173 236H171L170 238ZM29 238L32 239L31 240L32 241L31 258H30L31 260L25 261L23 259L22 252H23V248L25 250V248H26L25 246L28 244V243L26 244V242L29 241ZM34 238L36 239L35 241H34ZM168 238H169V240H168ZM116 240H118V239H116ZM35 244H36V247L34 249ZM211 244L208 246V249H205L204 251H201L199 249L201 255H200V253H198V255L196 256V254H197L196 253L195 254L196 258H194V260L197 261V259H198V261H202V264H205L204 259H205V257H207L206 253L208 251L209 263L212 264V262H213V264H214V261H215L214 258L217 256L218 251L217 252L215 251V250H217V246L213 243H211ZM38 247H39V250H37ZM34 252H35V254H34ZM117 253H118V255H117ZM36 254H37V256H36ZM203 255H204V258H203ZM34 256H35V258L33 260L32 257H34ZM112 256H114V259H112ZM152 259H149L150 261L148 259H146V261L142 262V264L143 263L146 264L147 262H148V264H164V262H165V256L161 257L157 262L154 261L155 258L152 257ZM32 261H33V263H32ZM186 263L191 264V261L190 262L186 261Z\"/></svg>",
    "mask_w": 264,
    "mask_h": 264
}]
</instances>
